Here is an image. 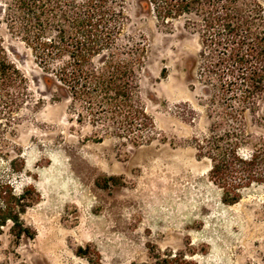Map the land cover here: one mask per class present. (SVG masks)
Returning a JSON list of instances; mask_svg holds the SVG:
<instances>
[{
    "label": "rangeland",
    "instance_id": "374dc122",
    "mask_svg": "<svg viewBox=\"0 0 264 264\" xmlns=\"http://www.w3.org/2000/svg\"><path fill=\"white\" fill-rule=\"evenodd\" d=\"M124 6L122 35L143 38L146 50L138 98L154 129L139 146L108 134L98 139L90 124L76 121L64 95L53 99L0 9L2 45L32 97L14 127L0 130V183L26 196L22 219L34 231L15 242L5 226L0 263L142 264L159 250L196 264H263L264 187L251 184L238 201L224 203L209 160L197 156L213 92L192 15L160 22L139 0ZM245 125L241 154L264 142L261 113L246 112Z\"/></svg>",
    "mask_w": 264,
    "mask_h": 264
},
{
    "label": "trees",
    "instance_id": "16d2710c",
    "mask_svg": "<svg viewBox=\"0 0 264 264\" xmlns=\"http://www.w3.org/2000/svg\"><path fill=\"white\" fill-rule=\"evenodd\" d=\"M160 21L192 15L201 70L213 98L207 135L195 144L210 162L221 200L234 203L251 184L264 187V142L245 154V114L264 116V6L258 0H139ZM125 0H0L5 25L29 49L52 98L64 95L76 121L134 146L152 140L153 121L138 98L146 50L123 36ZM32 97L0 39V130H11ZM37 100L34 104H38ZM29 202L0 183V235L19 241L33 229L22 219ZM142 264H196L181 252L155 250ZM92 264L91 259H87ZM1 264V263H0ZM264 264V263H263Z\"/></svg>",
    "mask_w": 264,
    "mask_h": 264
}]
</instances>
